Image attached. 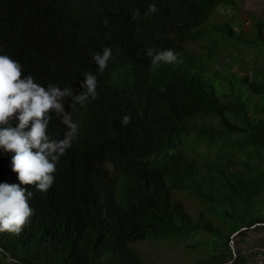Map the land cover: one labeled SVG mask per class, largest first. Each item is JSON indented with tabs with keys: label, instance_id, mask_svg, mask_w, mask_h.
Listing matches in <instances>:
<instances>
[{
	"label": "trees",
	"instance_id": "1",
	"mask_svg": "<svg viewBox=\"0 0 264 264\" xmlns=\"http://www.w3.org/2000/svg\"><path fill=\"white\" fill-rule=\"evenodd\" d=\"M149 4L158 11L144 16ZM237 4L0 0V55L44 87L79 92L91 72L98 93L75 109L64 101L78 137L47 193L22 185L33 192L34 215L19 235L0 234V264H151L134 243L201 235L209 238L187 245L209 248L197 264H248L239 243L235 257L231 237L239 232L245 243L248 232L264 230V64L241 78L212 71L205 56L186 48L219 35L210 56L227 42L264 50V22L253 38L228 23L203 27L217 9ZM103 47L114 59L101 73L90 61ZM147 48L171 49L178 63L153 68ZM128 113L131 123L122 126ZM64 130L53 114L47 134L58 140ZM12 155L0 148V184L20 183ZM180 190L204 206L197 217L175 198Z\"/></svg>",
	"mask_w": 264,
	"mask_h": 264
},
{
	"label": "clouds",
	"instance_id": "2",
	"mask_svg": "<svg viewBox=\"0 0 264 264\" xmlns=\"http://www.w3.org/2000/svg\"><path fill=\"white\" fill-rule=\"evenodd\" d=\"M158 8L149 4L144 16H151ZM140 18V13L132 19ZM107 25V21H104ZM144 58L150 60L153 68L164 64L178 63V54L171 49L157 51L147 48ZM112 49L103 47L92 55L91 63L103 73L113 60ZM80 91L56 85L44 87L34 81L31 74L23 75L22 65L7 55H0V148L12 155V171L18 173L19 184H0V234L19 235L30 223L34 209L29 200L33 192L27 187L47 193L55 182L56 166L66 151L71 148L79 134V124L72 114L65 110L64 101L70 100V107H83L89 100H95L97 77L91 72L84 73ZM163 91V89H162ZM64 126L62 139H52L47 128L52 115ZM17 123L13 126V122ZM122 126L131 123V114L123 115Z\"/></svg>",
	"mask_w": 264,
	"mask_h": 264
},
{
	"label": "rangeland",
	"instance_id": "3",
	"mask_svg": "<svg viewBox=\"0 0 264 264\" xmlns=\"http://www.w3.org/2000/svg\"><path fill=\"white\" fill-rule=\"evenodd\" d=\"M264 22V0H238L236 7H220L211 16L203 27H210L218 23L230 24L236 32L243 37L253 38L258 30L257 23ZM215 35L211 38L208 35L202 36L197 41H192L186 45L190 54L205 56L210 64V69L214 72L223 68L225 73L232 72L237 77H251L256 65L264 64V50L258 46H244L243 44H232L227 42L222 48L214 51L210 56L208 46L211 40L220 39ZM227 76V74H224ZM229 91L227 87L224 89ZM240 167V165H238ZM175 198L182 201L189 212L197 217L204 206L199 199L188 191L180 190L175 192ZM208 235H201L199 238L193 237L184 242L170 240H148L139 241L133 244V248L141 254L151 264H197L199 258L207 255L209 248L199 246L188 247L191 241L206 240ZM231 244L239 243L243 252L248 256V264H264V230L250 231L247 233L248 242L243 240L238 233L231 237ZM8 261V260H7Z\"/></svg>",
	"mask_w": 264,
	"mask_h": 264
},
{
	"label": "water",
	"instance_id": "4",
	"mask_svg": "<svg viewBox=\"0 0 264 264\" xmlns=\"http://www.w3.org/2000/svg\"><path fill=\"white\" fill-rule=\"evenodd\" d=\"M244 229H246V228H244ZM243 229V230H244ZM237 233H239V232H237ZM232 246V249H233V251H234V255H235V257L237 256V253H236V250H235V246H234V243L231 245Z\"/></svg>",
	"mask_w": 264,
	"mask_h": 264
}]
</instances>
